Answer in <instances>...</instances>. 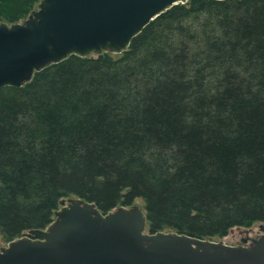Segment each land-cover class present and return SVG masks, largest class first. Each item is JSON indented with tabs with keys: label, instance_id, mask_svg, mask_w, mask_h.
Masks as SVG:
<instances>
[{
	"label": "trees",
	"instance_id": "16d2710c",
	"mask_svg": "<svg viewBox=\"0 0 264 264\" xmlns=\"http://www.w3.org/2000/svg\"><path fill=\"white\" fill-rule=\"evenodd\" d=\"M40 0H0V21ZM144 200L151 231L200 238L264 221V0H187L121 53L71 54L0 87V234L63 199Z\"/></svg>",
	"mask_w": 264,
	"mask_h": 264
},
{
	"label": "water",
	"instance_id": "95a60500",
	"mask_svg": "<svg viewBox=\"0 0 264 264\" xmlns=\"http://www.w3.org/2000/svg\"><path fill=\"white\" fill-rule=\"evenodd\" d=\"M187 0H40L23 20L0 21V87L21 86L71 54L121 53L155 17ZM138 204L103 211L63 199L46 227L0 246V264H264L262 233L249 245L153 232Z\"/></svg>",
	"mask_w": 264,
	"mask_h": 264
},
{
	"label": "rangeland",
	"instance_id": "374dc122",
	"mask_svg": "<svg viewBox=\"0 0 264 264\" xmlns=\"http://www.w3.org/2000/svg\"><path fill=\"white\" fill-rule=\"evenodd\" d=\"M91 55H96V54L92 53ZM134 204H138L144 208V200L141 197L136 198ZM54 217H55V214H54ZM261 222H264V221H256L250 226H234L230 229L227 235L223 237H214V240H223L224 242L229 243V244L249 245L252 241V237H258L262 233V230L260 229ZM146 231H149L148 226L146 228ZM7 244H8V241H6L3 238L2 234H0V246H4Z\"/></svg>",
	"mask_w": 264,
	"mask_h": 264
},
{
	"label": "flooded vegetation",
	"instance_id": "af4514ba",
	"mask_svg": "<svg viewBox=\"0 0 264 264\" xmlns=\"http://www.w3.org/2000/svg\"><path fill=\"white\" fill-rule=\"evenodd\" d=\"M255 238V237H252V239Z\"/></svg>",
	"mask_w": 264,
	"mask_h": 264
}]
</instances>
